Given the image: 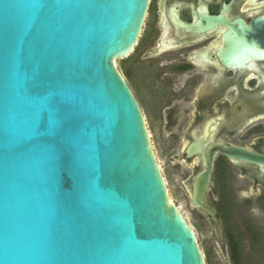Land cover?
<instances>
[{
    "label": "water",
    "instance_id": "water-1",
    "mask_svg": "<svg viewBox=\"0 0 264 264\" xmlns=\"http://www.w3.org/2000/svg\"><path fill=\"white\" fill-rule=\"evenodd\" d=\"M148 2L0 0V264H205L116 62ZM211 171L191 201L224 247Z\"/></svg>",
    "mask_w": 264,
    "mask_h": 264
},
{
    "label": "flooded vegetation",
    "instance_id": "flooded-vegetation-1",
    "mask_svg": "<svg viewBox=\"0 0 264 264\" xmlns=\"http://www.w3.org/2000/svg\"><path fill=\"white\" fill-rule=\"evenodd\" d=\"M120 75L151 147L166 143L172 166L185 175L191 203L194 177L212 158L206 198L221 221L217 238L227 246L226 222L233 215L258 245L263 231L238 220L228 197L250 185L264 207V167L221 150L237 147L264 157V0H149L138 37L120 58ZM237 173L246 184L237 186ZM237 227L231 231L240 248L244 236Z\"/></svg>",
    "mask_w": 264,
    "mask_h": 264
},
{
    "label": "rangeland",
    "instance_id": "rangeland-1",
    "mask_svg": "<svg viewBox=\"0 0 264 264\" xmlns=\"http://www.w3.org/2000/svg\"><path fill=\"white\" fill-rule=\"evenodd\" d=\"M116 62L120 68V60ZM153 145L173 202L177 205L190 228L194 231L196 241L202 251L205 264H232L226 242L223 247L214 240L211 222L202 211L193 206L190 202L189 191L183 188L182 185V183L186 180V177L184 174H180L179 171L172 166L173 162H171L168 157L166 148L167 144L153 143ZM238 175V173L235 174L237 186L239 184H246L244 178L237 177ZM234 190L237 194H240L239 197L236 198L234 194H231L228 198L230 201L233 200L234 202L233 208L236 213V217L238 220L250 221L254 226H256V228H261L263 234H260V240H264V207L259 205L258 202L256 203L255 196L252 195L256 192V190L250 185L247 188L236 187ZM245 199L248 200L247 204L245 203ZM231 219L232 221L228 222L232 225V229L238 225L235 232L240 230L243 234L240 224L233 222V215ZM261 241L258 245L254 243L251 244L250 238L244 236V239L240 244V257L242 264H264V246L261 244Z\"/></svg>",
    "mask_w": 264,
    "mask_h": 264
},
{
    "label": "trees",
    "instance_id": "trees-1",
    "mask_svg": "<svg viewBox=\"0 0 264 264\" xmlns=\"http://www.w3.org/2000/svg\"><path fill=\"white\" fill-rule=\"evenodd\" d=\"M225 236L227 240V250L232 264H242L240 257V248L238 243L233 238V233L231 231V225L226 222Z\"/></svg>",
    "mask_w": 264,
    "mask_h": 264
}]
</instances>
